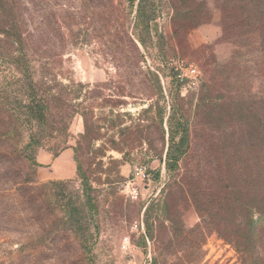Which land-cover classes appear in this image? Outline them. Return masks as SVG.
Wrapping results in <instances>:
<instances>
[{
    "label": "rangeland",
    "instance_id": "obj_1",
    "mask_svg": "<svg viewBox=\"0 0 264 264\" xmlns=\"http://www.w3.org/2000/svg\"><path fill=\"white\" fill-rule=\"evenodd\" d=\"M11 1L0 264H264L261 243L248 255L197 228L178 187L201 153L264 147V0ZM172 143L191 153L170 172ZM66 149L71 176L52 162Z\"/></svg>",
    "mask_w": 264,
    "mask_h": 264
},
{
    "label": "trees",
    "instance_id": "obj_2",
    "mask_svg": "<svg viewBox=\"0 0 264 264\" xmlns=\"http://www.w3.org/2000/svg\"><path fill=\"white\" fill-rule=\"evenodd\" d=\"M11 3V0H0V34H8V26H15L16 17L10 19L6 14ZM26 74V80L33 88L29 59ZM180 146L172 143L168 149L170 172L177 168L182 156L191 153L181 151ZM225 149L219 154L222 159L226 156L231 159L229 165L219 161L210 165L207 162L209 155L201 153L198 157L203 164L200 161L196 167L183 168L179 173L178 187L201 217L197 228L215 233L248 255H253L254 244L261 243L264 258V147L262 149L256 142L248 163L241 158L238 149ZM147 234L153 236L151 227H148Z\"/></svg>",
    "mask_w": 264,
    "mask_h": 264
},
{
    "label": "crops",
    "instance_id": "obj_3",
    "mask_svg": "<svg viewBox=\"0 0 264 264\" xmlns=\"http://www.w3.org/2000/svg\"><path fill=\"white\" fill-rule=\"evenodd\" d=\"M52 162L55 164L56 170L63 173V175L71 176L75 167L74 150L66 149L55 157Z\"/></svg>",
    "mask_w": 264,
    "mask_h": 264
},
{
    "label": "built area",
    "instance_id": "obj_4",
    "mask_svg": "<svg viewBox=\"0 0 264 264\" xmlns=\"http://www.w3.org/2000/svg\"><path fill=\"white\" fill-rule=\"evenodd\" d=\"M185 75L189 78L191 84H193V85L198 84L199 79H200V74H199V71L195 65H193V64L187 65ZM179 76H181L183 78L182 74H179ZM141 173L143 176H145V173H143L141 171H137L136 174L139 176Z\"/></svg>",
    "mask_w": 264,
    "mask_h": 264
}]
</instances>
